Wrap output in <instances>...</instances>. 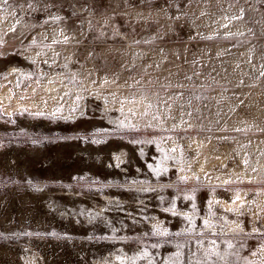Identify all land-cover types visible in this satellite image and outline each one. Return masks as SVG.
<instances>
[{
	"label": "rangeland",
	"instance_id": "obj_1",
	"mask_svg": "<svg viewBox=\"0 0 264 264\" xmlns=\"http://www.w3.org/2000/svg\"><path fill=\"white\" fill-rule=\"evenodd\" d=\"M0 264H264V0H0Z\"/></svg>",
	"mask_w": 264,
	"mask_h": 264
}]
</instances>
